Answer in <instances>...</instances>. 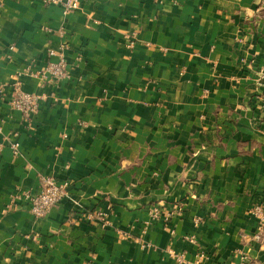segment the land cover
Listing matches in <instances>:
<instances>
[{
  "label": "crops",
  "instance_id": "crops-1",
  "mask_svg": "<svg viewBox=\"0 0 264 264\" xmlns=\"http://www.w3.org/2000/svg\"><path fill=\"white\" fill-rule=\"evenodd\" d=\"M43 177L66 198L34 218ZM255 207L264 0H0V264H264Z\"/></svg>",
  "mask_w": 264,
  "mask_h": 264
},
{
  "label": "built area",
  "instance_id": "built-area-1",
  "mask_svg": "<svg viewBox=\"0 0 264 264\" xmlns=\"http://www.w3.org/2000/svg\"><path fill=\"white\" fill-rule=\"evenodd\" d=\"M43 3L50 6L60 8L64 13L74 12L78 10L80 0H43ZM127 48H132L134 41L128 39ZM49 56H58V61L50 62L44 69L43 74L50 77V82L57 84L66 79L65 63L62 53H55L53 50L48 51ZM261 100V98H260ZM38 98L31 94L25 93L21 88L15 84L11 88L10 105L12 108L18 110L25 118L34 115L37 111ZM41 185L36 194H26L29 202V211L34 218H42L51 208L58 202L66 198L67 184L58 183L53 177L41 178ZM156 212V211H155ZM157 214L153 213V218L156 219ZM251 214L256 216L260 222V228L264 229V216L260 213V208L255 207ZM100 213L93 214L92 217H99ZM258 239V236H256ZM177 262H182L181 256L173 255ZM192 264H202L201 261Z\"/></svg>",
  "mask_w": 264,
  "mask_h": 264
}]
</instances>
